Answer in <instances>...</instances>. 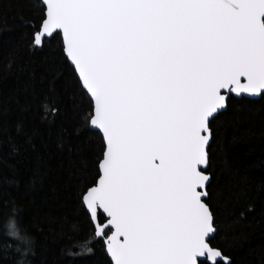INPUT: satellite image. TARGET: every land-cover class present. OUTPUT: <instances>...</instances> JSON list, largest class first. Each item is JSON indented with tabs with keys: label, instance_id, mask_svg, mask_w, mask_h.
Wrapping results in <instances>:
<instances>
[{
	"label": "snow or ice",
	"instance_id": "obj_1",
	"mask_svg": "<svg viewBox=\"0 0 264 264\" xmlns=\"http://www.w3.org/2000/svg\"><path fill=\"white\" fill-rule=\"evenodd\" d=\"M27 3L29 51L56 42L87 103L76 128L90 134L93 156L76 193L87 230L69 253L99 243L104 264H235L216 242L209 150L218 117L239 101H264V0ZM57 114L44 108V118ZM4 228L19 235L12 219ZM20 239L0 252L30 264L34 242Z\"/></svg>",
	"mask_w": 264,
	"mask_h": 264
},
{
	"label": "trees",
	"instance_id": "obj_2",
	"mask_svg": "<svg viewBox=\"0 0 264 264\" xmlns=\"http://www.w3.org/2000/svg\"><path fill=\"white\" fill-rule=\"evenodd\" d=\"M32 16L27 0H0V250L21 245L27 235L34 242L30 264H104L99 243L93 252L69 253L87 230L76 196L93 174L90 134H76L77 114L87 103L74 95L56 42L44 52L29 51L23 21ZM52 106L59 114L44 118ZM209 151L216 242L235 264H264V101H239L218 117ZM246 205L253 211L241 218ZM9 219L18 236L5 232ZM0 264H11L2 252Z\"/></svg>",
	"mask_w": 264,
	"mask_h": 264
},
{
	"label": "rangeland",
	"instance_id": "obj_3",
	"mask_svg": "<svg viewBox=\"0 0 264 264\" xmlns=\"http://www.w3.org/2000/svg\"><path fill=\"white\" fill-rule=\"evenodd\" d=\"M22 242V241H21Z\"/></svg>",
	"mask_w": 264,
	"mask_h": 264
}]
</instances>
